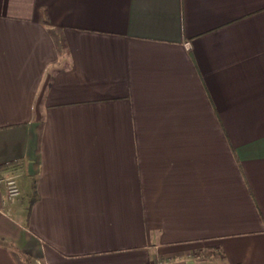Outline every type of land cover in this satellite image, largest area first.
<instances>
[{
    "label": "crops",
    "instance_id": "crops-1",
    "mask_svg": "<svg viewBox=\"0 0 264 264\" xmlns=\"http://www.w3.org/2000/svg\"><path fill=\"white\" fill-rule=\"evenodd\" d=\"M4 175L0 264H264V0H0Z\"/></svg>",
    "mask_w": 264,
    "mask_h": 264
},
{
    "label": "built area",
    "instance_id": "built-area-1",
    "mask_svg": "<svg viewBox=\"0 0 264 264\" xmlns=\"http://www.w3.org/2000/svg\"><path fill=\"white\" fill-rule=\"evenodd\" d=\"M4 184L5 188V198L4 203L13 202L20 194L19 186L17 184L16 178L14 175H4L3 178L0 179ZM167 261H170L167 259ZM164 261H159L157 264H164Z\"/></svg>",
    "mask_w": 264,
    "mask_h": 264
},
{
    "label": "trees",
    "instance_id": "trees-1",
    "mask_svg": "<svg viewBox=\"0 0 264 264\" xmlns=\"http://www.w3.org/2000/svg\"><path fill=\"white\" fill-rule=\"evenodd\" d=\"M53 38H54V34H53ZM55 42H56V44H57L58 46H62L61 43H59V42H60V39H59V38H57V40L55 39Z\"/></svg>",
    "mask_w": 264,
    "mask_h": 264
},
{
    "label": "rangeland",
    "instance_id": "rangeland-1",
    "mask_svg": "<svg viewBox=\"0 0 264 264\" xmlns=\"http://www.w3.org/2000/svg\"><path fill=\"white\" fill-rule=\"evenodd\" d=\"M167 261V259L165 260V262Z\"/></svg>",
    "mask_w": 264,
    "mask_h": 264
}]
</instances>
